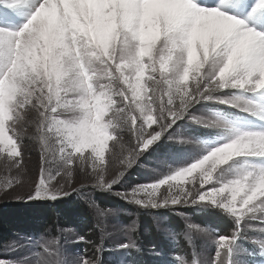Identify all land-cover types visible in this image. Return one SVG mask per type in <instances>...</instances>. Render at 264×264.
I'll return each instance as SVG.
<instances>
[{
  "label": "snow or ice",
  "instance_id": "1",
  "mask_svg": "<svg viewBox=\"0 0 264 264\" xmlns=\"http://www.w3.org/2000/svg\"><path fill=\"white\" fill-rule=\"evenodd\" d=\"M203 103L223 107L192 116L212 136L196 141L204 149L195 162L115 195L144 210H220L235 227L217 234L211 264H264V0H0V158L15 170L0 182L4 194L27 174L30 144L38 146V177L28 201L82 190L77 173L89 177L88 187L111 192ZM117 163L122 171L107 178ZM88 203L90 231L103 232L120 211ZM184 219L195 249L196 237L211 232ZM250 221L260 225L258 239L248 237ZM71 231L68 243H92L88 232ZM65 243L49 235L11 264H33L32 256L34 264H99L87 253L69 258ZM114 247L140 250L130 237ZM150 251L160 264H175L163 246Z\"/></svg>",
  "mask_w": 264,
  "mask_h": 264
},
{
  "label": "rangeland",
  "instance_id": "2",
  "mask_svg": "<svg viewBox=\"0 0 264 264\" xmlns=\"http://www.w3.org/2000/svg\"><path fill=\"white\" fill-rule=\"evenodd\" d=\"M222 107L223 106L212 103L196 105L191 109V115L179 121L177 125L169 130L170 135L162 138V142L158 148L149 150L141 155L137 159V162L124 172V176L117 185H114L111 192L99 191L88 187L92 182L89 177L77 173L74 184L78 189L81 185H84L85 187L82 190L57 201H28L26 197L31 191L32 180L38 177V146L36 144H30L32 151L26 156L27 174L25 176L16 177L21 182L14 185V189L7 190V194L0 191V206L9 203L23 205L41 204L49 207V209L52 207L53 210L57 202L60 203L63 201L68 203L73 201L85 203V201L88 202L94 199L100 203L96 200V192L106 193L118 199L117 202L120 201L124 204L109 205L105 203V205H103L100 203L102 206L120 210L117 216L108 219L107 228L104 229L103 232L99 229L101 240L96 249L98 258L100 256L105 257L110 253L105 261L102 259L99 261L98 258H93L94 254L89 249L88 244L68 243L72 240L74 235V232L71 230H75V232L81 234L85 232L89 233L90 231L86 230L83 232L76 225L68 226L66 221L63 224L67 226L61 225V228L59 227L57 231L56 229L53 230L48 225L46 229L37 231L31 235L13 234L9 241L0 244V261L7 262V264H11L12 261H18L33 252L43 242V238L49 235H59L66 242L65 247L70 254L69 258L77 254L87 253L90 258L98 260L99 264H160L159 254H153L150 251L151 248L160 246H163L164 253L166 254L165 258L175 261V264H181V261L184 259L203 260L205 264H211V260L215 253V239L217 238V234H231V231L235 227L232 218L226 216L220 210L213 209L211 211H201L196 206H174L167 210L159 211L144 210L134 204L124 201L115 195V193L130 190L131 187L138 184L154 182L163 175L169 174L179 167H186L188 164L195 162L194 157L201 154L204 149V144L197 143L196 141H210L212 136L209 135V130L195 124L192 120V116H205L211 111L218 110ZM226 111L237 115L239 114L236 110L230 108L226 109ZM30 131H34V129ZM125 139H128L127 135H125ZM29 156L30 159H28ZM6 164L7 162L0 158V182L5 178H9L10 175L15 176V170L10 174ZM119 171H122V169L118 163L110 164L107 178H111ZM61 183H63V181H61ZM163 193L164 190L161 189V194ZM186 216L191 218L192 223L208 228L211 232L210 236L196 237L195 249L189 245L184 235V230L186 228L184 218ZM91 217L95 223L94 212ZM134 221L138 225L137 229L131 233H126L125 226L131 225ZM157 221H159L161 227H168L174 230L176 233L175 238L158 231L156 227ZM249 223L252 225V230L248 231V233L252 235L250 239H258L259 233L257 229L260 227L259 223L257 221H250ZM225 226L229 228L226 232H224ZM151 227H154L161 239L151 238L148 241L142 239L141 242L138 236L139 233L141 230L148 232ZM105 232L110 233V235H105ZM89 235L91 237L93 233ZM129 237L136 242L137 247L140 249L139 251L134 248L129 252H125L123 250H117L114 247L117 242L128 243ZM107 242L110 244L109 248L106 244ZM98 249L101 250L98 251ZM29 258L33 261V264L37 259L35 256Z\"/></svg>",
  "mask_w": 264,
  "mask_h": 264
},
{
  "label": "trees",
  "instance_id": "3",
  "mask_svg": "<svg viewBox=\"0 0 264 264\" xmlns=\"http://www.w3.org/2000/svg\"><path fill=\"white\" fill-rule=\"evenodd\" d=\"M96 200L105 205H117L124 204L113 196L107 195L103 192H96ZM81 203L80 201L73 202H60L56 203L54 209L41 205V204H5L0 206V244L9 241L13 234L19 233L24 235H31L37 231H42L48 227V225L56 231L59 227L65 226L63 224L65 221L67 225L77 226L81 231H90L93 228L94 221L92 219L93 210L91 209L89 203ZM55 216V218H54ZM66 225V226H67ZM142 229V227H141ZM229 228L225 226L226 232ZM93 235L90 237L92 243L88 244L89 249L93 252L95 259L98 258L97 246L101 240V233L99 229L90 231ZM139 240L142 242L144 240H150L151 238L161 239L158 232L151 227L148 232L141 230L139 233ZM109 248V242L106 243ZM246 247H249V242L247 241ZM85 245V244H84ZM110 254V253H109ZM109 254L105 257L100 256L99 261L106 260Z\"/></svg>",
  "mask_w": 264,
  "mask_h": 264
}]
</instances>
